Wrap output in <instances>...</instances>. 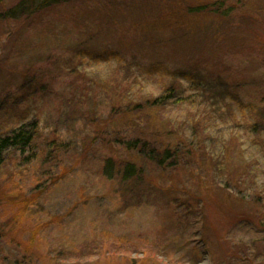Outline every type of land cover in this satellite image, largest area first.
Returning a JSON list of instances; mask_svg holds the SVG:
<instances>
[{
    "label": "rangeland",
    "instance_id": "1",
    "mask_svg": "<svg viewBox=\"0 0 264 264\" xmlns=\"http://www.w3.org/2000/svg\"><path fill=\"white\" fill-rule=\"evenodd\" d=\"M173 85L186 102L122 113ZM34 121L0 167V264H264V0H65L0 20V135ZM137 123L197 157L110 180Z\"/></svg>",
    "mask_w": 264,
    "mask_h": 264
},
{
    "label": "trees",
    "instance_id": "2",
    "mask_svg": "<svg viewBox=\"0 0 264 264\" xmlns=\"http://www.w3.org/2000/svg\"><path fill=\"white\" fill-rule=\"evenodd\" d=\"M62 1L65 0H21L15 5L6 8L2 0H0V20L25 22L32 19L42 9ZM205 8L210 10L207 6ZM200 9L199 7L194 11H200ZM232 10L233 8L231 7L224 11H214L211 9L212 12L219 13L222 17H228ZM171 101H175L176 104L186 102L184 96L178 92L176 85L168 88L166 93L161 96L150 99L146 104L135 102V107H126L122 113H143L144 109H159L168 105ZM122 113L119 112L118 115ZM135 125L137 126L130 127V133H136H132L126 137L123 136L124 138L122 137L121 140H115V151L118 153L121 151L125 152L124 156L110 154L105 159V170L103 174L110 180L120 181V183L129 186L130 182L134 186L136 183L147 181L151 175H147L142 161L162 171L165 177L170 173L169 177L171 178L175 171L181 168L182 160H187V156L188 160H195L197 157L194 150H186L181 142L177 143L176 140L170 137L169 133H165V136L162 135L165 127L158 128L156 124H150L143 129L136 130L139 124L137 123ZM37 126V121H34L11 130L10 133L0 135V167L4 164L6 153L9 150L20 149L24 151L32 145L36 137ZM253 129L255 131L259 130L258 123L253 125ZM159 132H162V134ZM30 249V253L33 254L35 248L32 247ZM133 264H135V261Z\"/></svg>",
    "mask_w": 264,
    "mask_h": 264
}]
</instances>
